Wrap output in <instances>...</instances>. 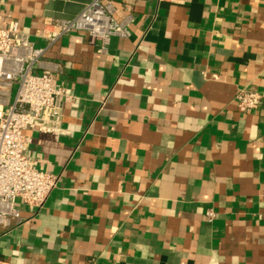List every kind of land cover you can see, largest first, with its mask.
I'll return each instance as SVG.
<instances>
[{"label":"crops","instance_id":"0c3cea01","mask_svg":"<svg viewBox=\"0 0 264 264\" xmlns=\"http://www.w3.org/2000/svg\"><path fill=\"white\" fill-rule=\"evenodd\" d=\"M55 1L0 0L67 94L63 133L25 132L58 184L39 211L18 200L28 220L0 227V259L264 264V0H110L131 35L106 52L82 30L52 41Z\"/></svg>","mask_w":264,"mask_h":264},{"label":"built area","instance_id":"2783aa9c","mask_svg":"<svg viewBox=\"0 0 264 264\" xmlns=\"http://www.w3.org/2000/svg\"><path fill=\"white\" fill-rule=\"evenodd\" d=\"M131 16L117 20L110 0H91L72 19H55L56 36L52 41L75 30L88 34L92 45L107 51L113 36L131 35ZM45 47H37L21 23L12 19L6 26L0 21V227L11 228L25 223L18 200L32 211H39L56 188L59 177L37 169L27 155L30 127L44 133H63L65 86L45 69ZM36 69L41 72L37 73ZM14 93V100L10 101ZM247 110L259 108L262 95L250 88L236 95ZM209 222L216 212H206ZM0 264H6L0 259Z\"/></svg>","mask_w":264,"mask_h":264},{"label":"water","instance_id":"95a60500","mask_svg":"<svg viewBox=\"0 0 264 264\" xmlns=\"http://www.w3.org/2000/svg\"><path fill=\"white\" fill-rule=\"evenodd\" d=\"M91 0H64L65 6L62 3L51 2L49 9L52 11L51 15L58 19H72L77 15L87 3Z\"/></svg>","mask_w":264,"mask_h":264}]
</instances>
